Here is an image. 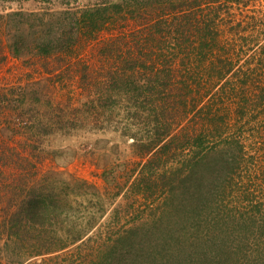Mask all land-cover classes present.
Instances as JSON below:
<instances>
[{
    "label": "trees",
    "instance_id": "trees-1",
    "mask_svg": "<svg viewBox=\"0 0 264 264\" xmlns=\"http://www.w3.org/2000/svg\"><path fill=\"white\" fill-rule=\"evenodd\" d=\"M253 1L103 0L56 11L16 9L0 17L10 38L4 42L9 52L16 57L27 53L50 56L49 60L56 57L58 64L48 62L42 67L55 77L74 69L72 62L64 65L61 61L67 60L81 37L94 38L119 21L121 30L118 28L98 46L99 56L109 58V68L101 79L96 74L98 82L92 83L103 88H95L98 98L106 94L112 104L125 98L145 108L142 123L152 134L144 139L133 136L129 144L140 158L134 167L132 191L147 203L162 191V195L170 192L167 196L175 209L184 204L183 196L202 203L216 181L224 179L222 188L230 199L220 204L223 211H231L229 215L264 230V56L255 55L264 49V43L246 54L250 65H234L237 37L246 39L248 35L244 18L255 17L247 12ZM252 59L256 63L251 64ZM81 76L88 78L84 73ZM197 76H205L207 82L194 84ZM79 87L89 90L81 82ZM19 89L16 97L10 96L12 88L1 91L0 107L8 100L12 109L21 108L29 93L40 99L32 87ZM91 94L81 93L86 97L84 103L91 101ZM124 109L133 115L131 108ZM18 116L10 119L11 112L4 119L5 127L0 126L1 132L14 130L16 123L12 121ZM3 156L5 153L0 154ZM117 159L112 166L108 158L105 161L103 172L108 183L118 182L120 163L125 169L127 160ZM20 161L27 162L28 158L21 155ZM32 181L19 175L11 193L4 194L5 203L0 199L5 208V214L0 215L6 234L3 251L14 260L11 264L64 248L81 238L78 231L69 240L55 235L52 239L60 244L48 239L46 221L58 213V180L46 177ZM62 183L66 191L70 190V184ZM74 191L78 192L76 188ZM164 204L166 207L168 202ZM98 260L97 256L91 264Z\"/></svg>",
    "mask_w": 264,
    "mask_h": 264
},
{
    "label": "rangeland",
    "instance_id": "rangeland-1",
    "mask_svg": "<svg viewBox=\"0 0 264 264\" xmlns=\"http://www.w3.org/2000/svg\"><path fill=\"white\" fill-rule=\"evenodd\" d=\"M100 1L103 0H0V14L16 9L56 11ZM247 12L255 17L244 18L248 35L246 39L237 37L235 66L250 65L246 54L264 43V0L253 1ZM5 25L0 17V99L1 91L8 88L13 89L10 96H18L20 87H32L40 99L29 93L20 109H12L8 100L0 107V126L11 112L12 120L19 114L12 121L16 123L14 130H0V154L5 153L0 158V199L5 203L4 194L11 193L21 174L36 182L54 178L58 180V213H52L51 221H46L48 239L58 235L69 240L78 231L81 237L64 248L26 257L19 264H91L97 256L100 262L93 264H264V230L229 215L232 212L220 206L230 199L222 188L224 179L216 181L212 193L202 197V203L183 196L184 204L175 209L169 201L170 192L167 196L162 191L147 203L132 191L134 167L140 158L129 144L134 137L144 139L152 134L142 123L146 120L145 108L125 98L114 104L106 94L98 98L95 88H103L92 83L96 74L101 79L109 68V58L99 56L98 46L118 28L121 30L119 21L94 38L81 37L67 60L61 61L64 65L72 62L74 68L62 77L49 76L42 69L48 62L58 64L56 57L49 60L50 56L31 53L16 57L9 52L4 45L10 39ZM263 54L264 49L255 51L256 58ZM82 73L88 78L84 79ZM80 82L89 90L81 91ZM205 82V76H197L194 84ZM87 91L92 93L91 101L84 103L86 97L81 93ZM127 106L133 115L124 109ZM11 152L13 157H9ZM21 155L28 161L19 162ZM117 157L127 160L125 169L120 163L118 182L108 183L103 172L105 161L108 158L112 166ZM22 163L26 166L21 167ZM62 182L70 184V190L66 191ZM157 182L161 184V179L157 178ZM2 205L0 202V215L5 214ZM5 236L0 224V262L11 264L14 260L3 251ZM116 238L120 239L114 242ZM107 243L110 245L105 247Z\"/></svg>",
    "mask_w": 264,
    "mask_h": 264
}]
</instances>
